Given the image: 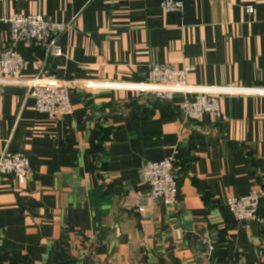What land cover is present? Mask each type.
Wrapping results in <instances>:
<instances>
[{
    "label": "crops",
    "instance_id": "crops-1",
    "mask_svg": "<svg viewBox=\"0 0 264 264\" xmlns=\"http://www.w3.org/2000/svg\"><path fill=\"white\" fill-rule=\"evenodd\" d=\"M162 1L0 0V52L12 15L72 25L58 36L63 56L21 45L22 77L0 71V155L23 153L33 170L19 190L0 177V264H264V94L253 92L264 90V0H177L174 12ZM153 64L249 92L224 96L220 118L186 121L181 94L122 89ZM45 67L69 87L73 112L60 120L30 95ZM172 155L180 200L153 202L142 169ZM253 188L259 218L237 220L227 199Z\"/></svg>",
    "mask_w": 264,
    "mask_h": 264
},
{
    "label": "built area",
    "instance_id": "built-area-1",
    "mask_svg": "<svg viewBox=\"0 0 264 264\" xmlns=\"http://www.w3.org/2000/svg\"><path fill=\"white\" fill-rule=\"evenodd\" d=\"M161 7L166 12L180 11L184 3L177 0H163ZM249 12H253L251 6ZM10 27V45L0 52V71L8 79H20L27 68L20 51L21 45L41 47L45 60L61 57L64 52L58 43V36L72 25L47 20L43 14H16L8 19ZM193 66L177 68L170 64H153L148 81L131 83L122 88L134 94H153L161 100H172L176 94L183 96L179 103L184 120L198 122L205 115L222 117V99L230 94H245L249 90L241 87L197 86L189 83ZM30 95L35 100V108L41 113L49 114L53 120L70 115L73 105L69 87L55 78L48 69L43 70L28 82ZM115 88V87H114ZM264 94V90L253 91ZM179 161L176 156H168L160 161H150L142 169V181L150 186L148 199L162 202L165 205L177 204L180 200ZM30 159L23 153H13L5 149L0 155V177L12 180L16 190L24 186L32 175ZM262 193L253 188L243 196H232L227 199V207L233 216L240 221H252L259 218ZM144 212V207H139ZM0 234V251L2 247ZM205 256L211 257L216 246L211 238H204Z\"/></svg>",
    "mask_w": 264,
    "mask_h": 264
},
{
    "label": "trees",
    "instance_id": "trees-1",
    "mask_svg": "<svg viewBox=\"0 0 264 264\" xmlns=\"http://www.w3.org/2000/svg\"><path fill=\"white\" fill-rule=\"evenodd\" d=\"M178 167H179V181H180V178L182 177V172H184L183 171V165H182V163H181V160L179 161V165H178ZM180 187V186H179Z\"/></svg>",
    "mask_w": 264,
    "mask_h": 264
}]
</instances>
